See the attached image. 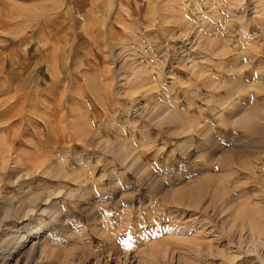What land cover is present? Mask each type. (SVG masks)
<instances>
[{
    "label": "rangeland",
    "instance_id": "rangeland-1",
    "mask_svg": "<svg viewBox=\"0 0 264 264\" xmlns=\"http://www.w3.org/2000/svg\"><path fill=\"white\" fill-rule=\"evenodd\" d=\"M0 264H264V0H0Z\"/></svg>",
    "mask_w": 264,
    "mask_h": 264
},
{
    "label": "bare ground",
    "instance_id": "bare-ground-1",
    "mask_svg": "<svg viewBox=\"0 0 264 264\" xmlns=\"http://www.w3.org/2000/svg\"><path fill=\"white\" fill-rule=\"evenodd\" d=\"M19 163V162H18ZM13 211V210H12ZM5 213L8 215V214H10V209L9 208H7V210H5ZM17 222H22V218L19 216L18 217V220H17ZM46 224V223H45ZM46 226V225H45ZM22 227V226H21ZM24 228H26V226H24ZM46 228V227H45ZM37 230H40V228L39 229H37ZM12 231H14V230H11V232ZM17 232H18V230H16ZM43 231V230H42ZM45 231V230H44ZM37 232V231H36ZM40 232V231H39ZM13 233V232H12ZM33 233H35L34 231H30V230H28V235H31V234H33ZM37 234V233H36ZM44 235V234H43ZM6 236V235H5ZM32 237H33V235H32ZM22 239H23V236H22ZM27 241V237L26 236H24V240H22V242L24 243V242H26ZM21 245V244H20ZM19 247V246H18ZM16 251V250H15Z\"/></svg>",
    "mask_w": 264,
    "mask_h": 264
}]
</instances>
